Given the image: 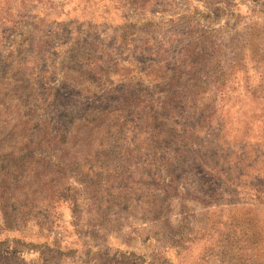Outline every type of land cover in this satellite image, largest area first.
I'll return each mask as SVG.
<instances>
[{
  "label": "rangeland",
  "instance_id": "1",
  "mask_svg": "<svg viewBox=\"0 0 264 264\" xmlns=\"http://www.w3.org/2000/svg\"><path fill=\"white\" fill-rule=\"evenodd\" d=\"M260 191L264 0H0V264H259Z\"/></svg>",
  "mask_w": 264,
  "mask_h": 264
},
{
  "label": "trees",
  "instance_id": "2",
  "mask_svg": "<svg viewBox=\"0 0 264 264\" xmlns=\"http://www.w3.org/2000/svg\"><path fill=\"white\" fill-rule=\"evenodd\" d=\"M190 81H191V83H193L195 81L197 82L198 81L197 75L194 74V73H192L190 75ZM218 84H219V87H220L221 84H220L219 79H218ZM198 89L192 88L191 90H188V91L186 90V91H183V93H180L178 95V97H177L176 105H178L179 102L180 103H184L185 101H187L191 105L197 102V104L199 105V100H197V96L199 94L201 95V93H200V91H198ZM217 92H218V89H217ZM173 95H175V93ZM135 103H136V101H135ZM163 110L166 111L168 109L163 108ZM202 113H203V109H202V111L200 113L201 116H202ZM206 120L207 119H205V121ZM207 123H208V120H207ZM185 132H183L180 135V137L182 136V138H183L182 141H181L183 145H185V141L184 140H187V137H188ZM172 135H173V133H172ZM179 138L178 137H174L173 138L174 139V142L175 141L177 142ZM188 138H192V143L190 144V146H194V145L196 146V143L199 141L198 140L199 139L198 136H189ZM196 154H197V158H199L198 153H196ZM209 170H211V172L213 174L218 175L217 177H219V178H217V179L223 178V180L231 183V186H233L235 189H237V188H239L241 186L239 184V180L237 179V178H241L240 177L241 175H239L237 178L229 179L227 177V173H225L223 171L219 172V170H217L215 167H210ZM169 187H170V184L168 186H165V188H169ZM259 193L263 194V197H259ZM255 195L256 196L253 197V200H255L257 203H259V201H263L264 200V191H260L258 193H255ZM0 209H1V217L3 219L4 226L7 227V228H12L14 226V220H13L14 219V215H13L14 214V211H13L12 206L10 204V199H7V198L4 199L0 203ZM258 225H259V220H258ZM250 249L254 251V260L256 262H258L259 264H261L262 262H264V241L262 240V238H261V240H259V231H258V234L255 235V238L252 241V248H250Z\"/></svg>",
  "mask_w": 264,
  "mask_h": 264
}]
</instances>
